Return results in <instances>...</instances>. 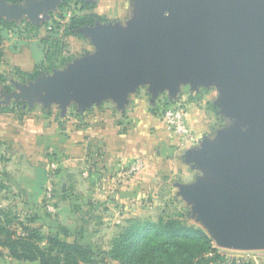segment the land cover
<instances>
[{
    "label": "rangeland",
    "instance_id": "1",
    "mask_svg": "<svg viewBox=\"0 0 264 264\" xmlns=\"http://www.w3.org/2000/svg\"><path fill=\"white\" fill-rule=\"evenodd\" d=\"M41 1L0 0L4 37L0 73L5 77L0 84V209L13 229L22 234L26 228H37L66 242L78 241L90 248L96 264H116L109 256L113 241L131 224L179 218L210 236L221 255L216 264H264V249L223 246L207 224L204 208L184 192L204 184L222 198L239 193V184L203 159L207 152L223 150L232 136L264 141V115L230 108L237 94L235 86L211 74H202L199 82L191 77L175 78L160 88L145 78L129 83L120 98L110 87L67 94L34 89L49 88L52 81L73 80L82 65L100 61L103 42L95 29L107 25L103 16L106 20L80 26L73 33L69 29L73 17L92 15L96 4L107 5V0H59L37 13ZM50 35L56 40L43 43ZM139 106L152 117L144 125L147 132L170 135L162 151L168 164L153 178L155 194H145L129 212L124 202L109 200V191L99 197L90 192L87 197L88 188L94 186L87 181L96 173L94 166L101 154L92 147L95 150L82 158L76 132L106 121L124 132L130 124L129 111ZM168 109L184 111L191 136L168 125ZM112 116L118 118L112 121ZM73 135L77 151L68 144ZM173 153L177 166L171 162ZM1 251L0 264H40L19 261L7 249Z\"/></svg>",
    "mask_w": 264,
    "mask_h": 264
},
{
    "label": "water",
    "instance_id": "2",
    "mask_svg": "<svg viewBox=\"0 0 264 264\" xmlns=\"http://www.w3.org/2000/svg\"><path fill=\"white\" fill-rule=\"evenodd\" d=\"M58 1H41L37 13ZM140 1L149 10L130 32L104 25L95 29L103 42L100 61L82 65L73 80L33 88L67 94L110 87L120 98L129 83L145 78L160 88L175 78L199 82L202 74H211L235 86L230 108L264 115V0ZM223 147L207 152L203 161L241 191L222 198L203 184L184 192L204 208L207 224L223 246L263 250L264 141L232 136Z\"/></svg>",
    "mask_w": 264,
    "mask_h": 264
},
{
    "label": "trees",
    "instance_id": "3",
    "mask_svg": "<svg viewBox=\"0 0 264 264\" xmlns=\"http://www.w3.org/2000/svg\"><path fill=\"white\" fill-rule=\"evenodd\" d=\"M7 1L19 3L23 0ZM104 20L97 13L75 16L71 19L69 29L73 33L80 26ZM52 40L56 39L50 35L42 42ZM3 41L0 31V46ZM4 82L5 77L0 73V84ZM2 249H7L9 255L19 261L96 264L90 248L78 241L66 242L58 235H44L37 228H26L22 234H18L8 215L0 209V255ZM109 256L116 264H216L221 259L212 239L203 229L188 225L179 218L131 224L113 241ZM229 264L236 262L231 261Z\"/></svg>",
    "mask_w": 264,
    "mask_h": 264
},
{
    "label": "crops",
    "instance_id": "4",
    "mask_svg": "<svg viewBox=\"0 0 264 264\" xmlns=\"http://www.w3.org/2000/svg\"><path fill=\"white\" fill-rule=\"evenodd\" d=\"M148 10L149 5L140 0H107V5L97 3L95 8L98 15L106 16L107 25H104L106 29L119 28L123 33L130 32L136 23L143 21ZM129 115L130 124L124 132H120L117 126L106 121L94 127L80 129L76 134L78 133L81 141L79 152L83 154L82 158L95 150L91 149L92 147L101 154L96 167L94 166L96 173L87 181L88 184L94 185L88 188L87 197L90 198V192L99 197L103 196L104 190L109 191V200L124 202L130 212L138 207L134 202L145 194H155L152 187L153 178L159 169L168 164L162 151L167 148L170 135L155 132H153L155 135H151L146 131L144 125L152 121L146 108L140 106L132 108ZM116 118L118 116H112L111 120L114 121ZM75 136L73 135V140L68 142L70 146L75 145L77 138ZM75 149L78 150L76 145ZM156 149L157 157L153 158ZM174 153L171 162H175L177 166ZM109 188L110 190H107Z\"/></svg>",
    "mask_w": 264,
    "mask_h": 264
},
{
    "label": "built area",
    "instance_id": "5",
    "mask_svg": "<svg viewBox=\"0 0 264 264\" xmlns=\"http://www.w3.org/2000/svg\"><path fill=\"white\" fill-rule=\"evenodd\" d=\"M165 120L177 133L191 136L186 128L185 113L181 109H168L165 113Z\"/></svg>",
    "mask_w": 264,
    "mask_h": 264
}]
</instances>
